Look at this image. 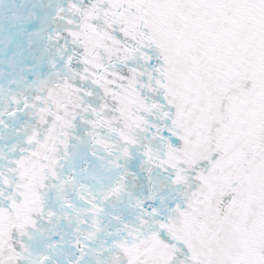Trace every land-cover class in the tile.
<instances>
[{
  "label": "snow or ice",
  "instance_id": "snow-or-ice-1",
  "mask_svg": "<svg viewBox=\"0 0 264 264\" xmlns=\"http://www.w3.org/2000/svg\"><path fill=\"white\" fill-rule=\"evenodd\" d=\"M0 264H264V0H0Z\"/></svg>",
  "mask_w": 264,
  "mask_h": 264
}]
</instances>
